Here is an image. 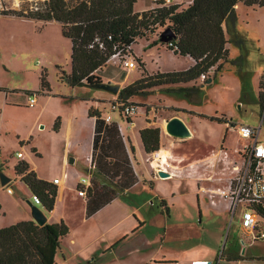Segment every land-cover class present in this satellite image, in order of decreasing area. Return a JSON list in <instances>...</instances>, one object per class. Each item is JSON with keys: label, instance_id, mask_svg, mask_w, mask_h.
<instances>
[{"label": "crops", "instance_id": "obj_1", "mask_svg": "<svg viewBox=\"0 0 264 264\" xmlns=\"http://www.w3.org/2000/svg\"><path fill=\"white\" fill-rule=\"evenodd\" d=\"M172 2L177 3L175 0ZM240 5H244V3H239L236 7ZM247 8L260 10L264 28V6ZM2 9L21 10L22 8L18 0H1L0 10ZM0 16L41 22L27 17L2 14ZM51 22L41 23L47 25ZM225 29L229 42L234 40L233 35L232 39H229L227 26ZM231 31L234 33L232 29ZM138 40L132 44V56L139 58L146 70L142 59L143 55L138 54L135 50ZM147 42L149 44L150 40ZM148 47H151L150 44ZM175 55L189 61L180 71L195 64L190 56ZM227 63L223 64L218 75H221ZM245 67L246 59H243L242 68L238 69L244 70ZM146 72L155 74L149 73L147 70ZM157 72L172 71L161 70L159 67ZM256 74L259 83L257 90L259 96L260 82L264 76V59ZM199 82L202 83L199 90L210 83L209 80L204 83L201 79ZM74 88L86 89L89 87ZM42 92L45 95L44 98L42 97L44 102L39 104L37 118L42 116L47 102L56 98L68 99L71 103L70 111L66 114L57 111L49 123L45 124V127L41 126V119L37 121L36 128L40 133L44 129L46 131V141L44 142L32 144L31 139L34 133L32 130H29L25 135H17L20 149L26 150L25 153L22 150L18 151L23 153L22 159L11 163L5 151L0 147V163L7 166L4 172L11 178V182L5 187L0 182V203L2 206L0 229L21 221H34L31 206L28 203H34V194L14 170V166L20 160H25L38 178L50 182L56 188L55 205L51 211H47L43 204L38 205L44 211L47 223L65 224L69 229L67 235L60 240V249L55 258L56 264H193L198 261H209L212 264H264V254L256 253L252 249L253 243L262 240L253 241L248 238L245 232V238H241L239 241L240 247L243 248L242 251L238 252L236 245L231 244L227 250L224 247L221 252L215 253L216 249L212 248L209 242H204L205 238L200 232L198 235L192 232L196 229L195 221L191 219L171 221L172 213L165 200L161 201V207H165L167 211L168 218L165 222H162L160 218L156 219L154 215H150L151 213L146 215L143 212L144 207L150 202L148 199L143 201L144 197L141 199L146 187L149 186L152 191L159 188L165 190L170 188L168 184L175 178H180L175 181L178 183L176 187H179V184L189 186V194L196 197L200 224L204 222L205 218L210 220L214 216L213 219H217L223 213L230 212L227 203L212 206L205 192L208 188L225 187L228 177L226 180H223L224 177L209 180L200 168L204 164L210 166L211 162L209 161L213 155L211 152L215 151L219 145L224 143L228 147L233 125L229 127L227 124L200 118L189 112L205 116L218 117L217 115L179 108L184 111L183 115L188 113L187 115L192 118L191 123L181 114L172 117H180L186 123L192 136L194 135L198 140V148H204L207 155L204 157L206 159L189 161L183 167L181 165L174 166L173 169H176L173 174L168 178H162L158 175L159 163H152L150 160L152 154L145 150L141 139V130L159 127L161 129L160 146L169 145L172 139L165 131L164 126L155 124L147 116L144 120L141 119L138 112L128 122L125 117L120 115L119 111L111 110V102L115 100V96L105 91L78 92L73 96L53 94L50 88L49 90L42 89ZM258 105L260 106L259 103ZM90 109L100 114L101 120L105 119L107 115H111V121L107 122L109 127L106 128L105 124L100 122L99 132L101 133H98L96 127L97 117L90 116ZM262 113L264 122V110ZM224 116L226 117L225 114ZM57 119L59 126L55 130L54 125ZM195 119L202 120L199 126L194 123ZM204 121L223 127L224 132L217 144L201 136L200 125ZM231 122L234 124L233 120ZM111 124H119V126L115 128ZM258 129L261 132V127ZM236 131L241 137L238 130ZM95 137L97 138L96 144ZM259 140L262 143L260 133ZM248 144L249 140L243 146ZM262 144L264 145V143ZM43 160L49 163L48 168L42 166ZM181 173L188 175L183 176ZM82 178L89 180L85 197L78 194L79 188H81L79 182ZM56 179H59L57 184L54 183ZM189 183L190 185H188ZM8 188L12 189V192H9ZM142 189L144 190L142 191ZM170 193L171 189L168 190L167 196L172 198L173 202L177 196L181 195ZM151 204L152 207L154 204L153 202ZM150 227L153 231L152 234L146 233Z\"/></svg>", "mask_w": 264, "mask_h": 264}, {"label": "rangeland", "instance_id": "obj_2", "mask_svg": "<svg viewBox=\"0 0 264 264\" xmlns=\"http://www.w3.org/2000/svg\"><path fill=\"white\" fill-rule=\"evenodd\" d=\"M18 1H20L22 9L36 3L34 0ZM175 1L180 4L187 2L186 0ZM154 6V0H137L135 10L147 11ZM235 13L237 17L235 30L227 27L228 37L230 40L232 35L234 39L236 37L242 39L244 46L239 47L234 40L228 43L230 61L225 64L221 75L201 87L196 96L190 98L185 94L169 92L166 88H156L148 91L146 95L133 98V102L141 106L138 107V116L143 120L147 116L155 124L164 126V129V122L178 114L191 123L192 118L187 115L188 113L183 115L184 111L179 108L200 111L218 117H224L225 114L228 120H233L235 126L231 129L228 147L224 143L219 145L215 151L211 152L213 155L209 161L211 162L210 166L204 164L200 168L209 180L218 177H224L223 180H226L227 177L236 174V167L242 165V156L236 153V149L242 147L248 140L238 136L236 131L238 126L244 124L254 128L261 127L260 139L264 143L263 113L258 105L259 83L256 74L264 59V28L260 10L240 5L236 7ZM163 30L165 28L158 27L154 32H148V38L139 39L135 45L136 52L143 55V63L149 73H156L159 71V67L161 70L180 71L189 62L184 57L176 56L164 45H153ZM147 40H150L151 47H148ZM71 55L72 42L63 36L60 23L51 22L44 25L41 22L0 16V89H2L0 91V147L5 151L11 163L19 160L18 151L26 152L25 149H20L17 135H25L29 130H32L34 133L31 143L44 142L46 141V131L44 129L40 133L36 128L37 121L41 119V126L45 127V124L49 123L57 111L65 114L70 111L71 103L68 99L56 98L47 102L42 116L37 118L39 106L44 102L45 96L41 87L43 72L46 74V81L53 94L73 96L78 92L100 91L95 88H74L62 80L63 71L68 74L72 69ZM241 55L243 59H246L244 70H239L232 63ZM97 74L102 78V82L118 84L121 88L134 82L142 75L138 68L128 71L122 64L114 61L107 62L104 69ZM198 86H202V83L200 82ZM29 97L37 99L34 107L28 106ZM194 121L197 126L202 122L200 119ZM232 124L227 123L229 127ZM200 126L203 138H208L216 144L219 142L224 132L222 126L206 121ZM170 138L172 142L169 145L160 146L159 151H162L160 156H166L171 165L183 167L189 161L206 159L204 157L207 152L204 148H198V140L194 135L187 139L172 136ZM225 152H227V156L224 154ZM150 160L152 163L154 161L158 163L156 152L151 155ZM42 166L48 168L49 163L43 160ZM6 169L7 166L0 163V170L5 171ZM179 179L175 178L174 181L169 182L170 188L165 190L159 188L152 191L149 186L146 187L141 199L144 197L143 201L148 199L150 202L144 207L143 212L146 215L151 213L150 215H154L156 219L160 218L162 222H165L168 218L167 211L165 207H161V201L165 200L172 213V220H170L174 222L186 219L195 221L196 229L192 232L196 235L201 233L205 238L204 242H209L212 248L216 249L215 253L221 252L224 247L227 250L231 244L236 245L238 252L242 251L243 248L240 247L239 241L241 238H245V234L241 230L239 222L244 212L243 204L239 205L238 212L234 217L227 211L217 219H213L214 216L210 220L205 218L204 222L200 224L196 197L189 194V186L179 184V187H176L178 183L175 181ZM170 189L171 193L181 194L175 198L174 202L167 196ZM152 202L154 205L151 207ZM152 232L151 227L146 231L151 234ZM252 249L256 253L264 254V241L253 243Z\"/></svg>", "mask_w": 264, "mask_h": 264}, {"label": "trees", "instance_id": "obj_3", "mask_svg": "<svg viewBox=\"0 0 264 264\" xmlns=\"http://www.w3.org/2000/svg\"><path fill=\"white\" fill-rule=\"evenodd\" d=\"M34 2L36 3L21 10L2 9L0 14L27 17L43 23L57 21L62 25L63 36L72 42V69L69 74L63 71L62 80L72 87L94 88L96 84L102 83V78L97 73L107 65L115 45H129L138 39L148 38V32H154L158 27L171 28L174 31L176 37L173 40L161 43L157 39L153 45L161 44L174 54L190 56L195 64L182 71L148 74L141 60L134 57L142 75L121 88L115 96L114 101L120 104L119 113L122 117L123 105L134 104L139 107V104L133 102V98L146 95L148 91L156 88H166L169 92L185 94L188 97L198 94L201 76L206 75L204 80L206 83L220 73L225 62H229L227 49L229 40L226 37L225 26L235 30L236 6L239 3H244L247 7L264 6V0H189L182 4L154 0V8L136 12L137 0H34ZM234 42L241 48L244 45V41L238 37ZM232 63L241 69L243 56H239ZM45 77L46 74L43 72L41 87L43 90H49ZM259 104L264 110V76L260 82ZM89 112L91 117H97L98 133H101L100 122L104 123L106 128L110 126L106 119L101 120L100 114L92 109ZM189 113L220 124L232 123L225 116ZM126 120L129 122L130 117ZM113 125L115 128L119 126L111 124ZM58 126L57 119L54 129L57 130ZM104 135L106 137V130ZM160 135L159 127L141 130V139L147 153L159 151ZM14 170L31 192L40 197L46 210L51 211L57 195L55 186L38 178L25 160H20L14 166ZM1 208L0 203V211ZM68 232L65 224L47 223L39 226L32 220L1 228L0 264H56L60 240Z\"/></svg>", "mask_w": 264, "mask_h": 264}, {"label": "built area", "instance_id": "obj_4", "mask_svg": "<svg viewBox=\"0 0 264 264\" xmlns=\"http://www.w3.org/2000/svg\"><path fill=\"white\" fill-rule=\"evenodd\" d=\"M164 1L170 3L173 0ZM113 49V54L108 62H118L128 71L138 67L137 62L131 55L132 44L115 45ZM205 79L206 75H202L201 80L204 81ZM36 103L37 99L35 97H29L28 106L34 107ZM119 105L117 102L112 101L111 110L119 111L121 107ZM122 111L125 118H131L137 114L138 106L134 104L123 105ZM105 119L110 122L111 115H107ZM238 133L242 138L249 140L248 145L236 149V153L242 156V165L235 168L237 170L236 174L228 177L225 187L208 188L205 192L212 206L227 203L233 217L237 214L239 205L243 204L244 212L239 222L242 231L253 241H264V145L260 143L258 128L240 125L238 126ZM161 152H156L160 165L157 169H162L172 175L174 166L168 162L166 156H160ZM224 154L227 156V152ZM17 157L22 159L23 153L17 152ZM58 181L59 179H56L54 183L57 184ZM88 185L89 180L87 178L80 180L79 196H86ZM8 191L12 192V189L8 188ZM33 201L36 205L42 204L40 197L35 194L33 195ZM207 262L209 261H198L193 264H206ZM210 264L212 263L210 262Z\"/></svg>", "mask_w": 264, "mask_h": 264}, {"label": "water", "instance_id": "obj_5", "mask_svg": "<svg viewBox=\"0 0 264 264\" xmlns=\"http://www.w3.org/2000/svg\"><path fill=\"white\" fill-rule=\"evenodd\" d=\"M175 37L176 34L174 33V31L171 28H167L160 33L159 41L161 43H168ZM209 82H211V79L209 80ZM94 88L101 91H105L114 96H116L121 90L120 85L106 82L96 84ZM233 126L235 125L233 124ZM165 131L174 138L187 139L192 137V132L190 131L186 123L180 117L177 116L172 117L171 119L166 121ZM158 175L162 178H168L171 176L169 172H166L162 169L158 170ZM0 182L3 187L7 186L11 182V178L8 177L2 170H0ZM28 203L31 206V214L36 224H38L39 226H44L45 224H47V217L41 207L32 202ZM206 264H210V262H207Z\"/></svg>", "mask_w": 264, "mask_h": 264}, {"label": "bare ground", "instance_id": "obj_6", "mask_svg": "<svg viewBox=\"0 0 264 264\" xmlns=\"http://www.w3.org/2000/svg\"><path fill=\"white\" fill-rule=\"evenodd\" d=\"M158 162H159V160H158ZM153 163H155V161Z\"/></svg>", "mask_w": 264, "mask_h": 264}]
</instances>
